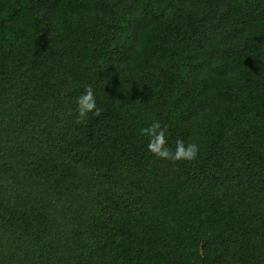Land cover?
Returning <instances> with one entry per match:
<instances>
[{
  "label": "trees",
  "instance_id": "obj_1",
  "mask_svg": "<svg viewBox=\"0 0 264 264\" xmlns=\"http://www.w3.org/2000/svg\"><path fill=\"white\" fill-rule=\"evenodd\" d=\"M0 264H264V0H0Z\"/></svg>",
  "mask_w": 264,
  "mask_h": 264
},
{
  "label": "clouds",
  "instance_id": "obj_2",
  "mask_svg": "<svg viewBox=\"0 0 264 264\" xmlns=\"http://www.w3.org/2000/svg\"><path fill=\"white\" fill-rule=\"evenodd\" d=\"M79 115L83 117L88 111H91L96 106V101L93 97V91L91 88L86 89L85 94L79 98ZM160 128L158 122H153L148 128L142 129V134H146L150 137L154 136V140L150 141L148 147L160 157L172 158V159H194L197 154L196 144H185L182 141L176 142V149L174 153H170L169 150L164 147L165 139L163 131H157Z\"/></svg>",
  "mask_w": 264,
  "mask_h": 264
}]
</instances>
